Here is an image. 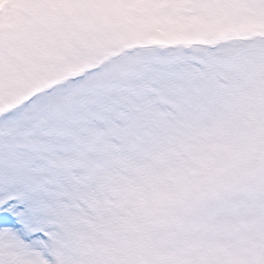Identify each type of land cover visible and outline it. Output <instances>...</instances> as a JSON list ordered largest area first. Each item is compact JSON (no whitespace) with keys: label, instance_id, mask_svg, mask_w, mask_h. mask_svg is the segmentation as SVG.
I'll use <instances>...</instances> for the list:
<instances>
[{"label":"snow or ice","instance_id":"obj_1","mask_svg":"<svg viewBox=\"0 0 264 264\" xmlns=\"http://www.w3.org/2000/svg\"><path fill=\"white\" fill-rule=\"evenodd\" d=\"M0 264H264V0H0Z\"/></svg>","mask_w":264,"mask_h":264}]
</instances>
